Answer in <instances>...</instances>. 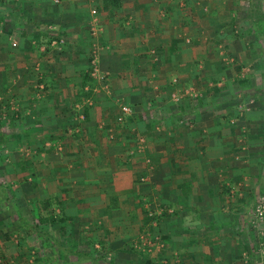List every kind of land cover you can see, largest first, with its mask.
Returning <instances> with one entry per match:
<instances>
[{"label": "crops", "instance_id": "1", "mask_svg": "<svg viewBox=\"0 0 264 264\" xmlns=\"http://www.w3.org/2000/svg\"><path fill=\"white\" fill-rule=\"evenodd\" d=\"M20 1L25 4L15 7L16 12L12 5L7 8L29 17L32 28L24 21L16 25L19 35L13 36L19 54L6 36L3 40L0 36V100L15 94L32 96L37 88H45L56 97L55 111L64 113V120L73 112L59 100L71 101L73 111L84 113L79 135L65 138L61 157L51 154L52 161L41 159L35 164L36 196L65 203L67 223L81 224L82 231H91L84 234L88 240L104 247L101 241L109 240L114 257L127 264H246L252 240L244 236L246 215L240 211L251 198L245 191L235 202L228 185L247 172L225 161L232 148L218 146L223 135L214 139L209 133L207 143L214 146L196 148L198 133L178 125L176 120L182 117L170 112L178 110L172 100L179 98L182 87L185 92L197 87L196 67L210 62L217 40L232 30L233 10L247 16L241 7L247 2L70 0L56 6L52 0ZM47 24L65 34L68 52H55L50 36L40 32ZM37 39L43 42L38 43L39 55L29 50L30 40ZM84 48L91 50L89 61L82 58ZM93 67L98 77L105 76L102 82L93 76ZM85 74L95 83L85 82ZM86 93L91 97L82 111L75 97ZM118 97L125 103L118 104ZM5 103L0 102V112L7 108ZM25 105L23 113L28 111ZM46 105L50 104H32L37 114L30 117L34 125L33 119L43 117ZM123 105L131 113L119 123ZM15 180L19 182L17 172ZM147 201L161 210L160 215L151 211L149 218L142 216ZM68 203L87 207L77 204L67 213L72 206ZM230 204L232 210L227 211ZM13 224L12 218L0 215V257L19 264V231ZM124 245L140 260L120 257L129 254Z\"/></svg>", "mask_w": 264, "mask_h": 264}, {"label": "rangeland", "instance_id": "2", "mask_svg": "<svg viewBox=\"0 0 264 264\" xmlns=\"http://www.w3.org/2000/svg\"><path fill=\"white\" fill-rule=\"evenodd\" d=\"M67 1L70 0H52V4L57 6ZM241 1L247 2L241 5L247 10H244L247 16H243V12L239 9L233 10L232 19L235 22L232 30L226 33V36L223 35L222 40H217L218 45L214 49L210 62L197 65V71L200 73L197 87L190 86L187 92L182 87L183 92L180 93L179 98L172 100L178 110L174 112L175 109H173L174 111L170 114L174 116L176 113L177 116L182 117L176 120L178 125L198 133L196 138H200V141L198 140L194 145L196 148L202 147V150H206L207 147L214 146L213 144L209 146L207 143L206 137L209 133L214 139L223 135L224 140L220 139L223 143H217L221 149L224 144L231 146V155L226 157L223 155L225 161L237 171L247 173L241 180L230 182L229 196H236L234 198L236 202L238 197L246 191L245 196L249 195L251 198L240 211V214L246 215V225H243L246 231L244 236L247 235V238L251 237L252 240L246 264H264L261 255L264 252V0ZM8 4L12 5L16 12L19 5L25 2L0 0V8H3L0 10L3 11V14H0V27L2 29L5 26L4 32L0 31V36H6L11 49L19 54V42L17 37L13 36V33L15 35L19 33L16 25L19 26L24 21L30 30L32 26L29 23V17L14 15L13 11L7 8ZM237 6L240 7L239 2ZM92 10L96 9L92 8ZM239 12L242 13L239 14ZM48 25L40 29V32L50 36L49 43L51 40L56 41L58 48L54 46L55 52L58 54L68 52L65 34L57 32L55 28ZM12 26L15 27V31L10 33L8 31L13 30ZM35 32L36 34L33 31L28 33L32 35L39 33V31ZM38 43L43 42L39 39L29 42V50L36 55L40 54L41 49V44ZM89 50L87 52L86 48L83 50L82 58L86 61H89L91 55ZM205 75L208 76L205 77ZM88 77V82L91 80L95 83L94 77ZM96 84L99 85V83ZM39 90L37 88V92H32V96L19 97L15 94L9 100H0L2 104L7 101L4 105L7 108L0 112V215L12 218L13 226L19 231V246L16 245L19 248V264H127L125 260L114 257L108 247L109 240L101 241L105 244L104 247L88 240L89 237L84 234L91 231H82L81 228L85 227L78 222V224L67 223V219L63 218L65 203H53L52 200L43 197L39 199V196H36L37 182L33 180L35 164L41 159L50 162L54 159L53 155L60 158V154L66 147L65 138L80 133L79 122L84 120V113L73 111L76 109L74 105H71V101L60 102L59 100V105L64 104L68 110L70 109L69 113L71 110L73 112V115L66 117L67 121L64 120L65 114L55 111L58 110L54 106L57 105L54 102L56 97L49 94L50 91H46L45 88ZM87 93L75 97L80 102L79 110L83 111L87 107L86 99L91 97ZM118 98V104L125 103L122 97ZM31 101L32 104L36 102L41 105L50 104L44 107L47 110L43 112V117L38 115L36 119H33L35 125L30 118L37 115L36 112H32ZM28 102L31 105L26 104ZM24 105L28 107L25 113L21 111ZM60 109L63 110V108ZM184 119L189 121L187 125L183 123ZM65 123L66 126H62ZM212 150L215 151L216 146ZM16 172L19 174L18 183L15 180ZM254 174L257 175L254 176ZM256 178L259 185L256 184ZM32 196L35 197L31 198ZM154 203L158 205V201L155 200ZM154 203L147 201L144 204L145 207L141 209L143 217L149 218L151 211L155 213L154 215H160L161 210L153 208ZM68 204L72 206H68L67 213H72L77 204H84L85 208L87 207L85 203ZM231 204L227 211L232 210ZM91 205L94 204L88 203V206ZM258 208L262 211V216L258 215ZM96 244L98 246H95ZM127 245L124 247L126 248ZM131 252L128 250L125 252L129 253L128 255L120 257L136 261L138 258ZM11 260L2 256L0 264L3 262L12 264ZM142 263L136 261V264Z\"/></svg>", "mask_w": 264, "mask_h": 264}, {"label": "built area", "instance_id": "3", "mask_svg": "<svg viewBox=\"0 0 264 264\" xmlns=\"http://www.w3.org/2000/svg\"><path fill=\"white\" fill-rule=\"evenodd\" d=\"M91 14L92 15H96V10H92L91 11ZM61 42V41H60ZM53 44H54V46H56V48H58V44L56 43V41H53L52 42ZM15 45V44H14ZM153 54H156V52L155 51H153ZM93 76L94 77H97V79L99 78L101 81H103L104 79H105V76H99L98 77V75H97V73H98V71H97V69L95 68V67H93ZM174 83H176V80H174L173 81ZM121 114L118 116V118H117V121L119 122V123H122L123 122V120H124V117L126 116V115H129L130 113H131V109L129 108V107H127V106H125V105H123V106H121ZM188 120L187 119H184L183 120V123L185 124V125H187L188 124ZM181 122H179V124H180ZM143 180H144V178H143ZM257 212H258V215L259 216H262V211L258 208L257 209ZM150 215V214H149ZM262 257H263V259H264V252H262Z\"/></svg>", "mask_w": 264, "mask_h": 264}, {"label": "trees", "instance_id": "4", "mask_svg": "<svg viewBox=\"0 0 264 264\" xmlns=\"http://www.w3.org/2000/svg\"><path fill=\"white\" fill-rule=\"evenodd\" d=\"M83 80H85V82L87 81H89V77H88V75L87 74H85L84 76H83ZM0 141H1V138H0Z\"/></svg>", "mask_w": 264, "mask_h": 264}]
</instances>
